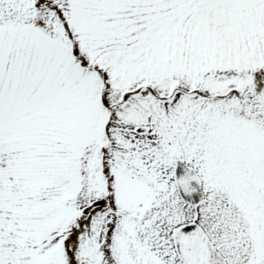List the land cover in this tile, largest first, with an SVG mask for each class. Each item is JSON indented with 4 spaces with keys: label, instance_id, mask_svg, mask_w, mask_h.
<instances>
[{
    "label": "snow or ice",
    "instance_id": "6c2138e0",
    "mask_svg": "<svg viewBox=\"0 0 264 264\" xmlns=\"http://www.w3.org/2000/svg\"><path fill=\"white\" fill-rule=\"evenodd\" d=\"M0 264H264V0H0Z\"/></svg>",
    "mask_w": 264,
    "mask_h": 264
}]
</instances>
